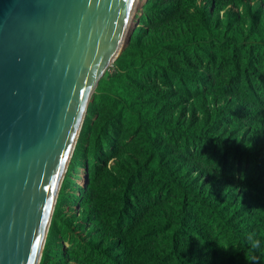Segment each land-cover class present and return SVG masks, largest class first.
Returning a JSON list of instances; mask_svg holds the SVG:
<instances>
[{
	"label": "trees",
	"instance_id": "1",
	"mask_svg": "<svg viewBox=\"0 0 264 264\" xmlns=\"http://www.w3.org/2000/svg\"><path fill=\"white\" fill-rule=\"evenodd\" d=\"M143 6L97 87L98 162L78 145L40 264H264V0ZM66 188L93 236L64 249Z\"/></svg>",
	"mask_w": 264,
	"mask_h": 264
},
{
	"label": "water",
	"instance_id": "2",
	"mask_svg": "<svg viewBox=\"0 0 264 264\" xmlns=\"http://www.w3.org/2000/svg\"><path fill=\"white\" fill-rule=\"evenodd\" d=\"M136 2L0 0V264H40L89 99L130 43Z\"/></svg>",
	"mask_w": 264,
	"mask_h": 264
},
{
	"label": "rangeland",
	"instance_id": "3",
	"mask_svg": "<svg viewBox=\"0 0 264 264\" xmlns=\"http://www.w3.org/2000/svg\"><path fill=\"white\" fill-rule=\"evenodd\" d=\"M147 1L148 0H146L142 5H144ZM142 5L139 7V9H138V11L136 13V17H135L136 20L139 19V21L141 20V17L143 16V13H144V9H143L144 6H142ZM224 13H225V11H221L220 12L222 17L224 16ZM114 73H115V62H113L108 67V69L105 71V73L102 76V78L105 77V76L108 77L110 75H113ZM101 79H100V81H101ZM98 85H99V83H98ZM98 85H97V87H98ZM97 87L94 89L93 94L91 95V97L89 99V103L87 105L86 111L84 113V116H83V119H82V122H81V129H80V132H79V135H78V138H77L75 149L73 151L72 157H71L70 162L68 164V168L70 166V163L72 162L73 156L75 154V151H76L78 145H80L82 147L83 152H85V154L82 152V155L79 157V162L80 163H85L86 164V162H87V163H90V164H94V163L98 162L95 157L89 156L90 154H87V150L90 147V136H91V133H90V131L88 129V124H89V126L92 125L94 123V121L96 120V118H97V114L96 113H93V114L91 113L93 104L95 103L94 99H95V94H96V91H97ZM112 163H113L112 161L109 162V164H108L109 168L112 167ZM68 168H67V172H68ZM85 169H86V167L80 166L78 172H75L76 174L73 175L72 179L75 180L74 182L76 183V185L78 184L79 187H81V185L79 183H80V180L81 181L83 180L82 174L85 173ZM67 172H66L65 178L67 176ZM65 178H64V180H65ZM64 180H63V183H62L61 188H60V192H59V195H58V198H57V203H58V200L60 198L61 193H63ZM84 182H85V180H84ZM83 186H84V184H83ZM70 190H71L70 188H66V190L64 191L65 196H64L63 202H62V208H63L62 213L63 214L65 213L64 215L67 218H71V217L76 216V219H75L76 222L72 223V227H71L72 230L70 231V233L68 235V239H65L66 241H65V244H64L65 245L64 249H67L69 246L71 247L73 245L77 246L78 244H83V242L86 241L87 237L93 236L92 235L93 233H90V231H89V229L91 228L90 223L87 222V220H85L83 218V216H82V209H81V206H80V201L78 199H76V197H75V195H76V196H80L82 198V194L80 192L77 195L76 194L77 192L76 191H72V190H71V193H72L71 194ZM57 203L55 205L54 213L56 211ZM53 216H54V214H53ZM53 218H52V221H53ZM52 221H51V224H52ZM49 230H50V228H49Z\"/></svg>",
	"mask_w": 264,
	"mask_h": 264
},
{
	"label": "bare ground",
	"instance_id": "4",
	"mask_svg": "<svg viewBox=\"0 0 264 264\" xmlns=\"http://www.w3.org/2000/svg\"><path fill=\"white\" fill-rule=\"evenodd\" d=\"M146 0H137V2H136V5H135V10H134V12H133V15H132V17H131V19H130V23H129V27H128V34H127V37L125 38V41H124V46L127 44V42H128V38H129V35L132 33V31H133V28H135V26H136V22H137V20H136V13H137V11H138V9H139V7L145 2ZM123 46V47H124ZM82 178H83V180L81 181L80 180V185H81V187L83 188V182H84V179H85V173H83L82 174Z\"/></svg>",
	"mask_w": 264,
	"mask_h": 264
},
{
	"label": "clouds",
	"instance_id": "5",
	"mask_svg": "<svg viewBox=\"0 0 264 264\" xmlns=\"http://www.w3.org/2000/svg\"><path fill=\"white\" fill-rule=\"evenodd\" d=\"M65 246V245H64Z\"/></svg>",
	"mask_w": 264,
	"mask_h": 264
}]
</instances>
